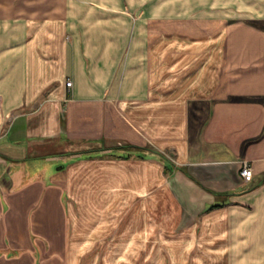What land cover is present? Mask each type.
Masks as SVG:
<instances>
[{
    "label": "crops",
    "instance_id": "1",
    "mask_svg": "<svg viewBox=\"0 0 264 264\" xmlns=\"http://www.w3.org/2000/svg\"><path fill=\"white\" fill-rule=\"evenodd\" d=\"M126 9L138 0H0V264H184L199 243L264 264V10L211 39L172 32L150 45ZM167 149L215 193L196 197L191 177L170 175L200 201L201 230L160 243L167 228L138 203L154 197L138 195V157L159 169ZM48 153L72 156L28 178L21 163Z\"/></svg>",
    "mask_w": 264,
    "mask_h": 264
},
{
    "label": "rangeland",
    "instance_id": "2",
    "mask_svg": "<svg viewBox=\"0 0 264 264\" xmlns=\"http://www.w3.org/2000/svg\"><path fill=\"white\" fill-rule=\"evenodd\" d=\"M255 10L263 12L264 0H138V9L134 11L126 9V13L130 14L131 18L137 13L138 33L148 35L147 39L149 41H146L147 43L149 42L151 45L152 43H155L157 38H159L160 40H158L156 44L159 43L162 45L167 44L166 34L172 32L181 33L190 31V33H192L190 35L191 39L196 38L195 35H197V32H201L206 34V38L203 39H211L212 34L221 31L225 32L227 30L226 25L229 22L233 20H244L253 15L252 12ZM199 22L201 23L200 25ZM141 42H143V44L145 43L144 41ZM210 42L213 43L212 41H209V43ZM201 43L208 42L201 41ZM225 48L226 41L224 39L222 42L223 51L221 53L223 59L225 56ZM216 64L220 66L221 63L214 58L208 60V67L209 65ZM141 146L145 151L159 150L158 147L149 141L143 143ZM162 151H164L163 155L169 158L171 162L168 165H164L162 156L157 157L159 159V164H161L159 169H154L153 167L150 169L148 167V165L150 166V163H147L146 160H140L138 157V195L151 194V196H154L149 200H138V203L143 202L149 205L151 209L148 210V212L157 217L160 226L167 228L166 232L159 233L160 243L163 241L165 242L166 240L176 242L191 237L193 233L190 234L191 236H189L188 233H177L179 229H185V227H190V225H194L192 226L195 233L194 236L196 235L198 238L201 230V217L199 214L203 210V207L201 208L200 201L188 202L184 198H181L184 197L181 196V194L179 197L173 190V182L170 180V175L176 171H180L191 177L194 183L190 185L186 184L185 187L189 188V191H191L192 194H195L196 197L199 196L198 194L200 193L201 188H206L213 193H215V190L212 186L209 187L202 184L200 180L189 171L188 166L182 165V163L176 158L172 149ZM52 156L53 158L56 156L60 159L51 161L50 159ZM69 156H72V154L61 153L58 155V153H48L46 155L39 154L37 156L29 157L28 162L24 161L21 163L23 165V172H26L28 178L43 174L45 178L50 179L51 176L54 175V172L61 170V161H67L66 159ZM15 171L16 173L19 172V170ZM18 176H21V174L19 173ZM184 192L186 193L185 190L182 193ZM120 223L122 222L120 221L119 224ZM183 235L184 238H181ZM150 236L143 237V240L150 244V242H153L154 240V234L153 238ZM138 239L141 240V238ZM196 245L195 248L192 247L188 250V253L185 254L184 264H199L200 259L202 260L201 264H231L229 254H224L221 258V256L216 255L215 249L201 248L200 243ZM146 249L147 247H145L143 251L148 250ZM174 253L176 257L172 262L176 263L178 257L175 250ZM182 253L183 252H179L181 256ZM145 257L148 256L145 255ZM40 260L41 257L38 256V262H40ZM147 261L143 264H149ZM61 264L64 263L62 262ZM138 264L141 263L138 261ZM243 264L252 263L243 261Z\"/></svg>",
    "mask_w": 264,
    "mask_h": 264
},
{
    "label": "built area",
    "instance_id": "3",
    "mask_svg": "<svg viewBox=\"0 0 264 264\" xmlns=\"http://www.w3.org/2000/svg\"><path fill=\"white\" fill-rule=\"evenodd\" d=\"M66 84L68 86H71L72 85V79L71 78H67L66 79ZM239 172H240V175L242 176V178L245 181L251 180L253 175H254L252 165L248 161H244L242 163Z\"/></svg>",
    "mask_w": 264,
    "mask_h": 264
},
{
    "label": "trees",
    "instance_id": "4",
    "mask_svg": "<svg viewBox=\"0 0 264 264\" xmlns=\"http://www.w3.org/2000/svg\"><path fill=\"white\" fill-rule=\"evenodd\" d=\"M138 155H142V154L138 153ZM221 204H222V202H214V203L211 204L210 208H214V207L219 206Z\"/></svg>",
    "mask_w": 264,
    "mask_h": 264
}]
</instances>
